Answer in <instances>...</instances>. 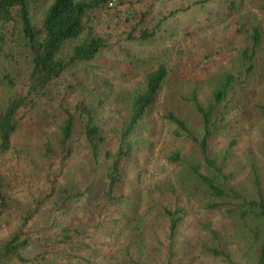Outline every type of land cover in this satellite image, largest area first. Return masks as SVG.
<instances>
[{"label":"rangeland","instance_id":"rangeland-1","mask_svg":"<svg viewBox=\"0 0 264 264\" xmlns=\"http://www.w3.org/2000/svg\"><path fill=\"white\" fill-rule=\"evenodd\" d=\"M111 1L90 15L85 31V37L93 30L106 40L107 48L51 88L53 99L28 113L13 137L20 155L0 158L8 201L0 217V246L17 233L30 240L24 260L2 264H256L258 248L231 214L237 203L212 200L197 180L188 186L187 171L201 153L166 116L175 115L201 136L193 98L207 106L224 75L234 74L237 81L213 112L210 154L222 166L227 188L255 197L257 175L264 193V114L257 108L264 104V0ZM47 2H32L37 25ZM255 29L261 44L248 62L243 53L253 45L247 33ZM12 52L11 60L8 51L0 57V115L12 94L1 73L11 72L21 89L31 69L19 50ZM161 66L168 71L165 85L142 128L124 141L129 104ZM82 100L93 107L101 130L98 157L80 117L71 156L44 157L43 145L59 134L65 108L73 112ZM128 146L133 155L122 175L128 201L109 204L108 176L117 152ZM202 173L213 176L204 165ZM213 203L219 207L210 210ZM164 209L178 222L174 234ZM132 216L140 233L130 226ZM67 230H79L84 246L64 248L60 240Z\"/></svg>","mask_w":264,"mask_h":264},{"label":"trees","instance_id":"trees-1","mask_svg":"<svg viewBox=\"0 0 264 264\" xmlns=\"http://www.w3.org/2000/svg\"><path fill=\"white\" fill-rule=\"evenodd\" d=\"M32 2L34 0H0V57L8 51L6 56L11 60L13 48H16L29 61L31 67L21 89L11 72L1 73L3 81L12 94L9 100L1 106L0 158L8 152L20 155L19 150L13 146V137L28 113L44 101L53 99L50 96L51 88L75 66L93 62L100 52L107 48L106 40L94 35L93 30H89L85 37V31L86 21L90 15L97 9L107 7L108 0H48L39 25L35 20ZM247 37L252 41L253 47L251 51L243 53V58L251 62L261 44V34L255 29L248 32ZM71 44L76 45L66 51ZM167 76L166 67H159L148 74L144 90L133 96L129 104V115L124 125L122 135L124 141L132 137L139 127L142 128V123L149 117ZM236 81L237 77L234 74L226 73L220 89L207 106H202L196 97L193 98L195 109L201 118V136H196L185 121L173 114L166 116V119L178 127L179 136L185 135L193 140L201 153V161L191 165L187 171L191 177L188 186L197 180L200 184L198 188L205 189L212 200L237 203V207L231 210V214L244 226L248 242L253 247L257 246L256 264H264V193L259 178L256 175L253 181L255 197H248L234 188H227L223 181L228 178L223 173L222 166L210 154L209 143L215 134L212 120L214 109L226 98L228 91ZM257 108L264 114V104L258 105ZM64 114L65 118L59 128V134L46 140L43 145L44 157L51 159L57 153L63 154L66 158L71 156V143L77 117L84 119L85 137L93 150L94 157H98L103 140L91 104L85 100L78 101L73 112L65 108ZM132 155L133 146H128L126 150L119 149L115 156L105 194L109 204L115 205L128 201V197L122 190L124 185L122 175ZM203 165L212 171V177L202 173ZM7 202L0 182V217L7 211ZM218 207L219 203L208 206L210 210ZM164 215L170 217V230L174 234L178 224L174 213L164 209ZM133 225H136L135 231L140 233V226L135 216H132L130 220V226ZM81 235L79 230H67L62 235L60 244L65 245L64 248L68 250H75V246H84ZM29 243V238L22 233L12 236L0 246V264L12 259L24 260L22 251L28 247ZM210 251L215 256L230 259L226 252L215 249Z\"/></svg>","mask_w":264,"mask_h":264},{"label":"built area","instance_id":"built-area-1","mask_svg":"<svg viewBox=\"0 0 264 264\" xmlns=\"http://www.w3.org/2000/svg\"><path fill=\"white\" fill-rule=\"evenodd\" d=\"M118 0H112L111 5H114Z\"/></svg>","mask_w":264,"mask_h":264}]
</instances>
